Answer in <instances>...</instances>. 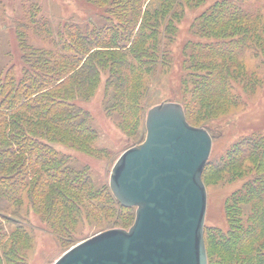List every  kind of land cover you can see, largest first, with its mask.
Masks as SVG:
<instances>
[{
    "label": "rangeland",
    "instance_id": "obj_1",
    "mask_svg": "<svg viewBox=\"0 0 264 264\" xmlns=\"http://www.w3.org/2000/svg\"><path fill=\"white\" fill-rule=\"evenodd\" d=\"M174 1L140 0L134 33L165 10L171 18L158 34L123 35L105 28L130 0H0V72L13 65L19 75L23 50L53 54L66 34V81L54 86L93 131L81 140L38 132L32 158L22 150L0 175V264H53L97 233L128 230L135 208H117L110 172L143 142L147 111L163 102L182 105L189 124L212 137L202 172L207 264H264V160L256 157L264 156V0ZM89 63L94 73L83 69ZM53 157L66 173L55 174Z\"/></svg>",
    "mask_w": 264,
    "mask_h": 264
},
{
    "label": "water",
    "instance_id": "obj_2",
    "mask_svg": "<svg viewBox=\"0 0 264 264\" xmlns=\"http://www.w3.org/2000/svg\"><path fill=\"white\" fill-rule=\"evenodd\" d=\"M143 142L125 150L109 176L124 208H135L128 230L108 229L70 248L53 264H207L202 172L212 137L191 126L182 106L147 111Z\"/></svg>",
    "mask_w": 264,
    "mask_h": 264
},
{
    "label": "trees",
    "instance_id": "obj_3",
    "mask_svg": "<svg viewBox=\"0 0 264 264\" xmlns=\"http://www.w3.org/2000/svg\"><path fill=\"white\" fill-rule=\"evenodd\" d=\"M94 3H102V0H93ZM132 4L128 7L127 13L117 14L116 27L106 26L109 32L117 34H158L159 22L170 19L166 14V10L160 14H156L153 20L155 27H148L149 23H141L136 33H134V24L140 14V0H130ZM174 0H163L164 5H170ZM175 2V1H174ZM218 5H215L208 14V18L217 19ZM166 6V7H167ZM161 7V6H160ZM127 8V7H126ZM173 13V12H172ZM243 11L240 12V15ZM220 15V14H219ZM245 15V13H244ZM145 16V15H144ZM168 16V17H167ZM145 20V19H144ZM148 20V17H147ZM146 20V22H148ZM170 28L169 22L165 27ZM103 29V28H102ZM117 29V30H116ZM88 30L86 29V33ZM85 33V34H86ZM102 32L91 29L87 34H101ZM75 34H84L81 29H76ZM65 36L58 37L56 43L58 49L53 54L47 52H38L35 50H23L21 60L23 61L19 75H16L14 66L8 67L4 72H0V175L10 163L16 164L20 162V154L22 150H26V158H32V150L37 141L36 135L43 134V137L49 140L53 136H60L65 133L74 139L81 140L92 135L93 131L85 126L84 117H81L80 111L73 106L65 104V90L58 91V86L65 84V50L69 48L65 43ZM78 54V53H77ZM89 63L83 65V69L88 73H94ZM102 66V65H101ZM78 74L71 79L76 88L80 89ZM74 79V81H73ZM76 79V80H75ZM206 81H198L197 89L205 93ZM182 106V105H181ZM187 120V111L182 106ZM188 122V120H187ZM189 123V122H188ZM260 160H264V156H256ZM29 159V160H30ZM51 162H55V174L66 173V168L60 160L54 157ZM10 170V169H9ZM2 179H0V183ZM2 185V184H1ZM9 195L16 192V186L11 185L4 190ZM114 199V198H113ZM114 203L118 209L129 210L122 207L115 199Z\"/></svg>",
    "mask_w": 264,
    "mask_h": 264
}]
</instances>
